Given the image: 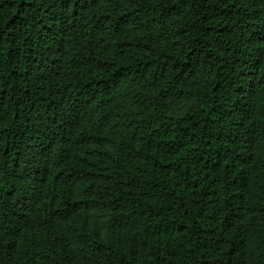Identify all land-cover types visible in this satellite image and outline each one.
Masks as SVG:
<instances>
[{"label": "trees", "instance_id": "trees-1", "mask_svg": "<svg viewBox=\"0 0 264 264\" xmlns=\"http://www.w3.org/2000/svg\"><path fill=\"white\" fill-rule=\"evenodd\" d=\"M0 264H264V0H0Z\"/></svg>", "mask_w": 264, "mask_h": 264}]
</instances>
